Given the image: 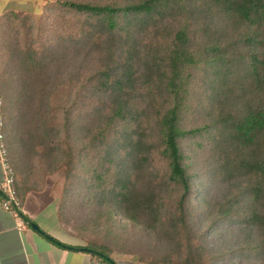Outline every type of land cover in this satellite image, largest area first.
Listing matches in <instances>:
<instances>
[{
	"label": "trees",
	"instance_id": "obj_1",
	"mask_svg": "<svg viewBox=\"0 0 264 264\" xmlns=\"http://www.w3.org/2000/svg\"><path fill=\"white\" fill-rule=\"evenodd\" d=\"M0 55L11 56L1 113L20 201L101 150L121 172L110 193L118 210L178 245L150 264H205L184 145L208 135L214 177L238 182L213 224L231 215L258 226L264 260V0H52L38 20L1 18ZM193 114L207 123L186 127ZM25 155L40 161L36 177L22 171ZM152 175L154 186L140 187ZM44 236L91 264H118L102 244Z\"/></svg>",
	"mask_w": 264,
	"mask_h": 264
},
{
	"label": "rangeland",
	"instance_id": "obj_2",
	"mask_svg": "<svg viewBox=\"0 0 264 264\" xmlns=\"http://www.w3.org/2000/svg\"><path fill=\"white\" fill-rule=\"evenodd\" d=\"M49 2L52 0H15L12 11L38 20ZM7 37L12 44H16L15 37L12 41L10 36ZM6 42L5 38L4 43ZM10 58L8 55H0V98L3 106L7 94H11V87L6 85L11 67L7 62ZM199 101L202 103L205 100ZM4 116L6 119L4 139L6 138V149L11 153L12 140L7 135L8 114L5 113ZM207 121L208 117L193 114L188 117L186 127L198 128ZM184 150L188 157V169L194 187L189 209L203 263L264 264V260L254 250V246L262 238L258 226L239 221L231 215L219 218L213 224L223 210H227L231 204L234 205L230 198L234 195L238 182L214 177L209 162V136L189 139L184 145ZM11 159L13 161L12 157ZM108 159V154L101 150L81 154L72 173L67 175L65 167L61 166L55 174L45 177L43 188L46 187L52 192L62 223L68 226L75 236L85 239L86 243L91 241L106 246L110 251V257L118 264H150L153 259L165 253L174 254L178 245L167 235L162 233L160 239L156 238L146 230L145 223L139 225L130 221L111 201L110 193L114 187L115 177L117 175L119 178L121 172L117 173L115 166L107 162ZM17 160L18 156L15 160L16 167ZM20 161L22 171L32 170V177L38 175L33 170L37 169V162L38 165L40 162L37 157L30 156L29 160V156L25 155ZM151 180L153 181V175L145 177L140 187L148 189L154 186L149 184ZM245 204L240 200L237 202V207H240L239 213L245 211Z\"/></svg>",
	"mask_w": 264,
	"mask_h": 264
},
{
	"label": "crops",
	"instance_id": "obj_3",
	"mask_svg": "<svg viewBox=\"0 0 264 264\" xmlns=\"http://www.w3.org/2000/svg\"><path fill=\"white\" fill-rule=\"evenodd\" d=\"M14 2L0 0V21L7 12H15L12 11ZM7 159L9 162L8 153ZM3 179L0 163V188ZM1 202L0 193V264H91L89 253L62 248L44 236L46 234L67 246L84 248L87 245L85 239L75 236L62 223L57 202L48 188L30 191L23 196L22 216L4 211ZM31 223H35L41 233L33 230Z\"/></svg>",
	"mask_w": 264,
	"mask_h": 264
},
{
	"label": "built area",
	"instance_id": "obj_4",
	"mask_svg": "<svg viewBox=\"0 0 264 264\" xmlns=\"http://www.w3.org/2000/svg\"><path fill=\"white\" fill-rule=\"evenodd\" d=\"M2 101L0 98V163L2 165L4 179L0 188L2 195L1 208L15 215H21V201L15 185V174L7 159V149L4 139V121L1 113Z\"/></svg>",
	"mask_w": 264,
	"mask_h": 264
},
{
	"label": "water",
	"instance_id": "obj_5",
	"mask_svg": "<svg viewBox=\"0 0 264 264\" xmlns=\"http://www.w3.org/2000/svg\"><path fill=\"white\" fill-rule=\"evenodd\" d=\"M31 228L39 233H41V230L38 228V226L35 223L30 224Z\"/></svg>",
	"mask_w": 264,
	"mask_h": 264
}]
</instances>
